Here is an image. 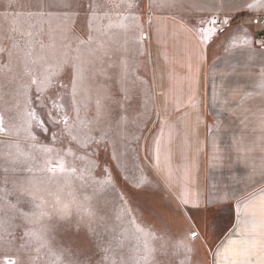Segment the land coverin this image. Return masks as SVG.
Returning a JSON list of instances; mask_svg holds the SVG:
<instances>
[{"label": "rangeland", "instance_id": "374dc122", "mask_svg": "<svg viewBox=\"0 0 264 264\" xmlns=\"http://www.w3.org/2000/svg\"><path fill=\"white\" fill-rule=\"evenodd\" d=\"M147 2L0 0V264H212L152 167Z\"/></svg>", "mask_w": 264, "mask_h": 264}, {"label": "crops", "instance_id": "0c3cea01", "mask_svg": "<svg viewBox=\"0 0 264 264\" xmlns=\"http://www.w3.org/2000/svg\"><path fill=\"white\" fill-rule=\"evenodd\" d=\"M252 4L264 0H148L144 22H120L148 24L152 167L189 213L192 238L213 246L212 264H240L243 242L258 240L264 225V7ZM213 15L231 28L199 31ZM253 264H264L258 244Z\"/></svg>", "mask_w": 264, "mask_h": 264}, {"label": "snow or ice", "instance_id": "6c2138e0", "mask_svg": "<svg viewBox=\"0 0 264 264\" xmlns=\"http://www.w3.org/2000/svg\"><path fill=\"white\" fill-rule=\"evenodd\" d=\"M128 6L131 7L130 4ZM256 6L264 7V4H260V5L252 4V5H249V7H256ZM208 23L216 24L217 21L211 20V21H208ZM43 83H45V85H47V83H48V78L47 77L45 78V81ZM260 86L262 88H264V82H262ZM51 114L52 113H47L45 115H49L50 116ZM42 123H46V121L43 120V117L42 116L38 117L36 112H33L32 110H29V112H28V120L26 121V124H27L26 130L30 129V128H33V127L39 128V127L42 126ZM53 123H55V121H53ZM29 135H31V132H29ZM45 151H47V149H45ZM53 170H55V166H53L52 168H49V171H53ZM140 183L141 184L143 183L142 179L140 180ZM32 195H33L34 199L38 198L36 196V193H32ZM78 207H82V206H78ZM208 207H210V205ZM83 210L86 213H88L89 215L91 214L90 212H88L87 208H84ZM61 212L65 216L68 215L67 205H65L64 208L61 209ZM22 215H24L26 219L29 218L27 213H22ZM40 215L44 216V215H46V213L42 212ZM32 222H35V220H33ZM191 235L195 236L196 233L194 231H191ZM243 243H244V259L240 262V264H253V257H254V255L256 253V245L257 244L259 245V251L264 253V225H262V230L259 233V239L258 240H256L254 238V242L251 245H249L247 242H243ZM65 253L70 255L71 254V250L70 249H66ZM53 264H76V262L75 261H71V260L65 262V261H62L59 256H57L56 259L53 261Z\"/></svg>", "mask_w": 264, "mask_h": 264}, {"label": "built area", "instance_id": "2783aa9c", "mask_svg": "<svg viewBox=\"0 0 264 264\" xmlns=\"http://www.w3.org/2000/svg\"><path fill=\"white\" fill-rule=\"evenodd\" d=\"M215 20L217 21L216 24L208 23V21ZM232 26V20L230 18H227L224 15H213L209 16L205 25L199 26V31H204L208 34H215L222 31H225ZM258 45L262 48H264V35H260L257 39Z\"/></svg>", "mask_w": 264, "mask_h": 264}]
</instances>
